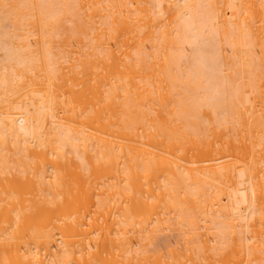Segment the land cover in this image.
I'll return each instance as SVG.
<instances>
[{
	"label": "bare ground",
	"instance_id": "obj_1",
	"mask_svg": "<svg viewBox=\"0 0 264 264\" xmlns=\"http://www.w3.org/2000/svg\"><path fill=\"white\" fill-rule=\"evenodd\" d=\"M0 264H264V0H0Z\"/></svg>",
	"mask_w": 264,
	"mask_h": 264
}]
</instances>
